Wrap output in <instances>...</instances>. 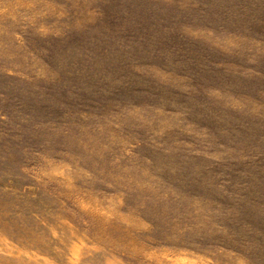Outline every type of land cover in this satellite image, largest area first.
Here are the masks:
<instances>
[{
    "label": "rangeland",
    "instance_id": "rangeland-1",
    "mask_svg": "<svg viewBox=\"0 0 264 264\" xmlns=\"http://www.w3.org/2000/svg\"><path fill=\"white\" fill-rule=\"evenodd\" d=\"M0 264H264V0H0Z\"/></svg>",
    "mask_w": 264,
    "mask_h": 264
}]
</instances>
